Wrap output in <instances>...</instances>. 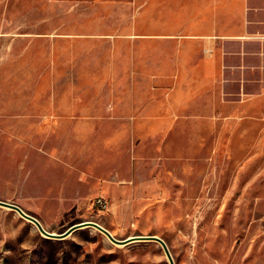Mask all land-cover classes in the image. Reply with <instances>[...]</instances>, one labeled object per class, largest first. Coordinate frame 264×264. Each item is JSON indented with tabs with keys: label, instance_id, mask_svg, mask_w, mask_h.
<instances>
[{
	"label": "crops",
	"instance_id": "crops-1",
	"mask_svg": "<svg viewBox=\"0 0 264 264\" xmlns=\"http://www.w3.org/2000/svg\"><path fill=\"white\" fill-rule=\"evenodd\" d=\"M21 12L0 85L29 106L0 107V140L37 154L16 193L68 210L89 191L142 193L132 181L145 172L142 188L254 195L249 226L263 221L264 0H32ZM254 242L262 262L264 230Z\"/></svg>",
	"mask_w": 264,
	"mask_h": 264
},
{
	"label": "rangeland",
	"instance_id": "rangeland-1",
	"mask_svg": "<svg viewBox=\"0 0 264 264\" xmlns=\"http://www.w3.org/2000/svg\"><path fill=\"white\" fill-rule=\"evenodd\" d=\"M31 2L0 0V59L11 53L3 48L13 44L21 30L15 25L13 16L21 11L23 15L29 13ZM5 68V65L0 66V78ZM9 90L0 85V107L29 106L26 97L30 93H26L23 100L17 98L16 103L13 92H7ZM23 91L29 92L24 88ZM9 145L0 140V168L5 170L0 173V199L20 205L38 217L49 231L62 232L76 222L93 220L119 239L134 235L161 236L175 264H264V258L262 262L253 260L254 249L258 246L254 236L264 230V214L262 222L250 227L251 220L260 217L261 212L245 207L254 202V195H226L222 188L210 192L211 186L197 192L191 185L181 192H175L176 188L172 187L162 191L142 188V177L147 175L135 172L132 182L142 193L122 191L109 195L89 191L72 196L75 199L72 208L62 210L60 205L54 208L48 203L56 196L16 193L20 189L15 176L25 173L29 176V171L35 167L37 151L28 143L10 155ZM135 165L142 169L149 164ZM151 173L153 171L148 174ZM154 175L160 185H167L169 176L164 171ZM183 179L187 183L191 180L201 183V177ZM244 207L247 209L241 210ZM246 256L250 258L245 263ZM0 264H170V261L162 245L155 240L115 243L93 226L80 227L63 238L48 237L16 209L0 204Z\"/></svg>",
	"mask_w": 264,
	"mask_h": 264
},
{
	"label": "water",
	"instance_id": "water-1",
	"mask_svg": "<svg viewBox=\"0 0 264 264\" xmlns=\"http://www.w3.org/2000/svg\"><path fill=\"white\" fill-rule=\"evenodd\" d=\"M0 204L5 205L7 207L16 209L22 216L30 219L31 221H33L38 228L40 229V231L48 236V237H52V238H63L67 235H69L71 232H73L74 230L80 228V227H84V226H93L95 228H97L98 230H100L101 232H103L104 234H106V236H108L110 238V240H112L115 243H127L130 242L132 240H139V239H146V240H155L157 242H159L164 251L166 252L170 264H175L174 262V258L172 256V253L170 251V248L167 244V242L159 235H153V234H149V235H134V236H130L129 238H125V239H119L117 237H115L112 232L107 229L105 226H103L102 224H100L97 221H93V220H83L80 222H76L72 225H70L66 230L62 231V232H53V231H49L47 230L42 222L40 221V219L38 217H36L33 214L28 213L27 211H25L20 205L14 203V202H9V201H5V200H1L0 199Z\"/></svg>",
	"mask_w": 264,
	"mask_h": 264
},
{
	"label": "bare ground",
	"instance_id": "bare-ground-1",
	"mask_svg": "<svg viewBox=\"0 0 264 264\" xmlns=\"http://www.w3.org/2000/svg\"><path fill=\"white\" fill-rule=\"evenodd\" d=\"M44 226V225H43ZM46 228V227H45ZM54 232V231H53ZM113 234V233H112Z\"/></svg>",
	"mask_w": 264,
	"mask_h": 264
},
{
	"label": "built area",
	"instance_id": "built-area-1",
	"mask_svg": "<svg viewBox=\"0 0 264 264\" xmlns=\"http://www.w3.org/2000/svg\"><path fill=\"white\" fill-rule=\"evenodd\" d=\"M99 201H101V199H99Z\"/></svg>",
	"mask_w": 264,
	"mask_h": 264
}]
</instances>
